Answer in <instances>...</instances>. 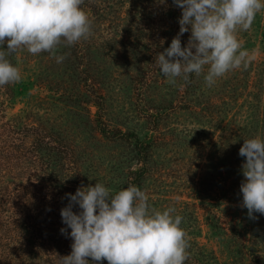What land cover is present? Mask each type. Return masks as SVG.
<instances>
[{
	"label": "trees",
	"instance_id": "1",
	"mask_svg": "<svg viewBox=\"0 0 264 264\" xmlns=\"http://www.w3.org/2000/svg\"><path fill=\"white\" fill-rule=\"evenodd\" d=\"M222 5L248 10L253 0H0L1 109L26 90L27 83L17 75L21 31L36 42L41 58L72 70L83 88L74 94L83 100L69 111L80 123L75 128L65 124L61 114L52 117L50 109L57 100L45 106L43 97L42 102L31 100L18 112L0 115V264H95L88 260L91 250L83 247L82 252L76 237L65 235L69 232L64 228H76L73 206H78L77 213L81 208L73 202L76 192L94 205L119 211L106 226L109 237L98 238L115 247L119 264L129 260L127 254L134 261L142 254L153 264H163L156 233L138 222L143 213L138 198L153 145L119 128L109 135L106 100L115 94L111 84L118 81L141 96L164 86L180 98L196 94L194 99L199 96L209 104L216 93L208 91V83L221 86L227 63L232 64L230 74L238 69L236 58L227 60L221 49L225 25L210 19ZM23 7L24 24L18 19ZM107 63L122 69L104 71ZM40 74L36 79L48 80L47 74ZM174 78L181 79L178 88L172 87ZM164 80L170 82L163 85ZM96 120L100 126L95 127V138L103 134L131 141L127 160L141 163L122 171L118 181L110 180L116 190L105 193L96 190L92 164L80 144L83 131Z\"/></svg>",
	"mask_w": 264,
	"mask_h": 264
},
{
	"label": "rangeland",
	"instance_id": "2",
	"mask_svg": "<svg viewBox=\"0 0 264 264\" xmlns=\"http://www.w3.org/2000/svg\"><path fill=\"white\" fill-rule=\"evenodd\" d=\"M26 11L23 7L18 12L22 24L27 20ZM210 19L225 25L221 49L227 60L236 58L237 73L230 74L232 64L227 63L221 86L208 83V91L216 93L209 104L203 102L205 98L194 99L196 94L180 98L176 90L164 86L141 96L114 81L111 88L115 94L106 100L108 134L119 128L153 145L138 198L143 212L138 222L156 233L159 262L264 264V0H253L248 10L232 11L222 5ZM20 40L17 75L27 83L26 90L3 110L0 107V115L18 112L31 100L42 102L43 97L45 106L56 105L57 100L55 110L50 109L52 117L61 114L65 124L80 125L69 113L75 102L83 100L74 96L83 92L76 73L63 64L59 67L57 62L45 61L43 55L41 58L36 42L22 31ZM114 68L117 71L122 66L107 63L104 71ZM38 73L47 74L48 80L36 79ZM233 74L236 81L234 76L231 86ZM180 82L174 78L172 87L178 88ZM1 96L5 97L0 90ZM55 97L59 99L54 101ZM91 107L93 112L95 107ZM81 113L84 115V110ZM98 126L96 120L84 130L80 144L92 164L96 190L105 193L116 190L110 180L118 181L122 171L135 170L141 163L127 160L131 141L103 134H98L101 139L95 138ZM83 194L75 193L73 202L81 208L77 213L78 206H73L76 228H64L69 232L65 235L75 236L82 252L86 251L83 247L91 250L88 260L94 259L95 264H119L121 257L114 254L115 247L98 239L109 237L106 226L119 211L106 204L94 205ZM127 255L130 261L125 258L121 264H153L142 254L136 261Z\"/></svg>",
	"mask_w": 264,
	"mask_h": 264
}]
</instances>
